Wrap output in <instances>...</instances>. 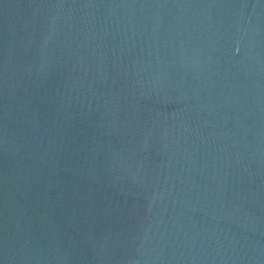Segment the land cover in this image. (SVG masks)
I'll use <instances>...</instances> for the list:
<instances>
[{"label":"water","instance_id":"water-1","mask_svg":"<svg viewBox=\"0 0 264 264\" xmlns=\"http://www.w3.org/2000/svg\"><path fill=\"white\" fill-rule=\"evenodd\" d=\"M0 264H264V0H0Z\"/></svg>","mask_w":264,"mask_h":264}]
</instances>
